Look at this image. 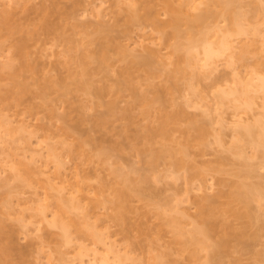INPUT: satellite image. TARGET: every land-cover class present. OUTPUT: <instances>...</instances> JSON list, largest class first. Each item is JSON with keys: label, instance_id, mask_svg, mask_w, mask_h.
<instances>
[{"label": "rangeland", "instance_id": "rangeland-1", "mask_svg": "<svg viewBox=\"0 0 264 264\" xmlns=\"http://www.w3.org/2000/svg\"><path fill=\"white\" fill-rule=\"evenodd\" d=\"M262 79L264 0H0V264H264Z\"/></svg>", "mask_w": 264, "mask_h": 264}, {"label": "bare ground", "instance_id": "bare-ground-1", "mask_svg": "<svg viewBox=\"0 0 264 264\" xmlns=\"http://www.w3.org/2000/svg\"><path fill=\"white\" fill-rule=\"evenodd\" d=\"M44 9H45V8H44ZM43 11H44V10H43ZM48 11H49V10H48ZM44 12H45V11H44ZM46 12H47V11H46ZM5 15H6V14H5ZM24 15H25V14H23V16H24ZM48 15H49V14H48ZM48 15H45V16H48ZM10 16H11V15H10ZM8 18H9V17H8ZM11 18H13V17H11ZM44 18H45V17H44ZM46 19H47V17H46ZM8 20H10V19H8ZM11 21H13V19H11ZM171 22H172V20H169V21H168V23H171ZM43 24H44V23H43ZM41 25H42V24H41ZM44 25H45V24H44ZM42 27H43V26H42ZM44 28H45V27H44ZM102 28H103V27H102ZM41 29H42V28H41ZM46 29H47V28H46ZM100 29H101V28H100ZM45 31H46V30H45ZM96 31H97V30H96ZM99 31H100V30H99ZM41 32H42V31H41ZM24 42H25V41H24ZM21 44H22V43H21ZM21 44H20V45H21ZM25 44H26V43H25ZM24 48H25V47H24ZM145 58H146V57H145ZM148 58H149V57H148ZM141 60L144 61L145 59L143 58V59H141ZM146 60H147V58H146ZM146 60H145V61H146ZM137 61H138V62H142V61H140V60H137ZM137 61H136L135 63H138ZM145 61H144V63H146ZM25 66H26V65H25ZM29 67H30V66H29ZM30 70H31V69H30ZM34 72H35V71H34ZM262 80H263V82H262L261 85H262V87H264V79H262ZM236 119H237V118H236ZM237 123H240V121L237 122ZM247 129H249V128H247ZM237 131H238V130H237ZM202 231H203V229H202ZM115 256H116V255H115ZM119 256H120V255H119ZM120 257H121V256H120ZM105 259H106V258H105ZM105 259H104V260H105ZM117 259H119V258H117ZM121 259H122V257H121ZM121 259H120V260H121ZM102 260H103V259H102ZM122 260H123V259H122ZM105 261H106V260H105Z\"/></svg>", "mask_w": 264, "mask_h": 264}]
</instances>
